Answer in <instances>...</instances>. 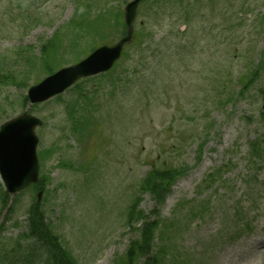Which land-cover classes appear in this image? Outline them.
Returning <instances> with one entry per match:
<instances>
[{"label":"rangeland","instance_id":"obj_1","mask_svg":"<svg viewBox=\"0 0 264 264\" xmlns=\"http://www.w3.org/2000/svg\"><path fill=\"white\" fill-rule=\"evenodd\" d=\"M130 1L0 0V126L27 110L30 87L117 43ZM133 31L110 72L28 109L42 122L46 223L74 264H127L140 240L130 208L146 218L155 209L139 184L150 167L172 166L183 173L159 207L151 255L264 264V164L253 204L244 186L248 144L264 137V0H140ZM243 86L246 95L224 103ZM38 190L8 196L3 253L24 244Z\"/></svg>","mask_w":264,"mask_h":264},{"label":"water","instance_id":"obj_2","mask_svg":"<svg viewBox=\"0 0 264 264\" xmlns=\"http://www.w3.org/2000/svg\"><path fill=\"white\" fill-rule=\"evenodd\" d=\"M139 0L127 4L124 11L126 35L113 46H102L80 62L46 77L27 92L29 104H40L63 93L81 78L109 71L120 58L125 44L132 38V23ZM41 121L27 112L0 126V181L10 195L37 182L39 164L36 154L38 137L35 129ZM41 193L37 198H40Z\"/></svg>","mask_w":264,"mask_h":264},{"label":"trees","instance_id":"obj_3","mask_svg":"<svg viewBox=\"0 0 264 264\" xmlns=\"http://www.w3.org/2000/svg\"><path fill=\"white\" fill-rule=\"evenodd\" d=\"M42 53L48 56V52L44 51V48L42 49ZM24 102L26 105V98H24ZM257 142L249 144L250 153L248 156L252 169L256 168V161H264V140L258 142L259 144H256ZM181 173H183V170H179L178 168L157 169L152 167L141 181L139 189L151 195L155 206L160 205L164 202L165 197L170 192L171 186ZM216 174L218 173L216 172ZM210 177L208 176V178ZM249 177L252 176L250 175ZM254 180L255 177H252L244 183L251 192L256 182ZM8 200L9 197L0 184V219L2 218L0 231L7 220L6 216L9 210ZM130 209L132 219L137 218L135 220L139 222L143 219L144 222L138 223L139 227L136 228V231L142 236L141 241L132 242L128 250H126L124 257L126 258L127 264H134L139 257L145 258V264L151 262L152 264H157L159 261L151 257L152 250L150 243L151 234L154 232L153 230L158 222H145L148 218L141 213L136 214L137 204L133 205ZM154 212L155 210L152 214ZM60 242V239L50 230L49 225L44 219L41 207L36 203L29 210V221L24 244H16L10 252L3 253L5 250L0 249V264H74L71 256L61 246Z\"/></svg>","mask_w":264,"mask_h":264}]
</instances>
